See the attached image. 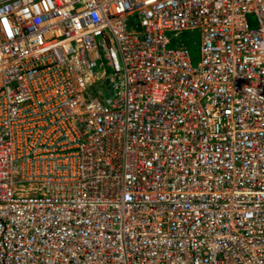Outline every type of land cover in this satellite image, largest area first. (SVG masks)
I'll return each instance as SVG.
<instances>
[{"label": "built area", "instance_id": "obj_1", "mask_svg": "<svg viewBox=\"0 0 264 264\" xmlns=\"http://www.w3.org/2000/svg\"><path fill=\"white\" fill-rule=\"evenodd\" d=\"M0 264H264V0H0Z\"/></svg>", "mask_w": 264, "mask_h": 264}, {"label": "rangeland", "instance_id": "obj_2", "mask_svg": "<svg viewBox=\"0 0 264 264\" xmlns=\"http://www.w3.org/2000/svg\"><path fill=\"white\" fill-rule=\"evenodd\" d=\"M250 27L254 26L255 18L253 15L248 16ZM167 36L170 38L171 45L170 48L179 47L181 45L186 46L189 54L192 65H196L199 61V47H200V34L198 31H186L182 32L178 36H174L169 33Z\"/></svg>", "mask_w": 264, "mask_h": 264}]
</instances>
